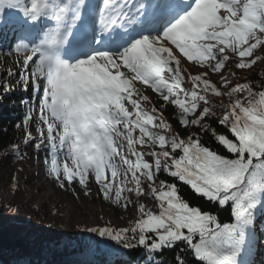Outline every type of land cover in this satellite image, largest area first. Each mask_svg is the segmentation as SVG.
I'll list each match as a JSON object with an SVG mask.
<instances>
[{
  "label": "snow or ice",
  "instance_id": "snow-or-ice-1",
  "mask_svg": "<svg viewBox=\"0 0 264 264\" xmlns=\"http://www.w3.org/2000/svg\"><path fill=\"white\" fill-rule=\"evenodd\" d=\"M6 31L19 33L25 87L42 93L46 131L35 147L47 141L50 174L61 186L92 179L124 207L131 194L155 202L138 204L131 228L88 231L142 247L147 264L165 250L178 252L173 264H254L246 258L264 244V83L222 73L264 62V0H0ZM185 59L205 70L191 74ZM149 90L160 108L147 107ZM213 96L229 100L220 116ZM167 106L197 131L175 132ZM178 182L229 215L190 204Z\"/></svg>",
  "mask_w": 264,
  "mask_h": 264
},
{
  "label": "rangeland",
  "instance_id": "rangeland-1",
  "mask_svg": "<svg viewBox=\"0 0 264 264\" xmlns=\"http://www.w3.org/2000/svg\"><path fill=\"white\" fill-rule=\"evenodd\" d=\"M23 56V52L17 53L14 51L13 53L11 66L18 73V78L13 83L12 88L13 90H21V92L28 95H35V102H37L38 96H42V93L34 91L31 81L25 87V81L20 75L23 71ZM182 63L191 74H198L205 70L187 62L186 59ZM228 68L235 75H230L227 70L222 75H229V79L233 83L241 82L239 77L243 72L236 69L232 64H229ZM252 70L257 74H264V62H258ZM220 75L210 73L209 78L214 82L221 83ZM40 83L43 86L45 81L41 80ZM185 86L190 87V82L186 81ZM146 94L150 96L151 91L149 90ZM211 100L210 106L213 107L217 116H220L223 111L222 106L228 105L229 100L225 97L214 96L211 97ZM152 106H154L153 103L147 105V107ZM37 110L36 113H33L31 119L30 142L35 141L37 135L33 131L34 129L43 127L46 131V125L43 124L40 113V105ZM40 139L39 136L38 140ZM37 143L39 142L32 145L25 142L20 143L18 145V151L20 152L18 162L12 160V154L8 150L0 153V218L9 216L16 222L14 225H28L30 229L39 231L43 240H49L53 244L59 245L65 238L73 239L74 235L83 228L110 227L119 230L125 227H133L140 216L138 204L144 203V201L155 210V203L151 198H140L137 201L134 194H131L133 202L128 207L121 204L118 210H113L98 198V186L92 179H89L88 186L84 189H81L75 180L71 183L65 181L61 186L60 182L48 179L41 172L40 164L42 159L45 158V151L50 154V149L47 147V141H44L39 149L35 147ZM69 163L71 162L69 161ZM128 235L131 237V233ZM131 242L135 244V241ZM115 245L121 247L118 242H115ZM262 246L263 244H260V248ZM83 252L90 251L87 249ZM108 254L114 256L109 264H119L122 259L124 260V258L119 259L113 252H108ZM262 254V251H258L255 257L256 262H252L254 264L263 263L264 261L261 260ZM41 263L50 264L46 259L42 260Z\"/></svg>",
  "mask_w": 264,
  "mask_h": 264
},
{
  "label": "trees",
  "instance_id": "trees-1",
  "mask_svg": "<svg viewBox=\"0 0 264 264\" xmlns=\"http://www.w3.org/2000/svg\"><path fill=\"white\" fill-rule=\"evenodd\" d=\"M8 32L9 31L0 32V153L4 150H8L12 154V160L18 162L20 154V152L16 150L18 145L22 142L32 145L35 142H40L41 139L38 140L40 129H36V139L38 141L35 140L30 142V137L28 136L29 127L25 128L23 125L26 115L29 111H31L33 115L36 107L26 98L24 93L20 92L18 89L13 90L12 88L13 83L17 81L18 73L15 72L11 66L12 50L7 46L10 36ZM241 71L243 72L239 77L241 82L252 81L257 85L264 83L262 74H257L252 69ZM228 77L230 76L228 75ZM216 83L218 86L220 85L219 82ZM150 96L152 97L154 106L160 108L161 101L158 100L154 93H151ZM225 98L228 99L227 97ZM162 111L164 117L173 125V130L182 137L186 138L190 132L197 131L196 128L185 130L178 123L177 114L172 106H167L162 109ZM206 122L210 123L213 127H218L215 118ZM30 124L31 120L29 126ZM218 130L226 131L221 128H218ZM204 139L209 143H214L210 134L205 136ZM49 158L50 157H47L43 163L45 174L50 180L57 181L49 172ZM161 178L164 177L162 176ZM75 181L78 183V180ZM170 182L173 181L170 180ZM78 185L81 189L85 188L79 183ZM178 186L181 189V195H183L190 204L200 206L202 210L212 211L213 214L218 215L221 219H225L229 215L227 210L217 211V205L211 204L196 195L191 190L190 186L183 185L179 182ZM98 190V198L101 202L107 204L113 210H118L119 205L111 200H106L99 186ZM126 195L128 194L126 193ZM14 224H16V222L9 216L0 218V264H42L41 261L44 259L50 264H80V260L74 258L70 254L74 249L80 251L88 249L90 252L86 254L95 255L96 257H94L93 260L98 264L110 263L114 256L109 255L108 252H113L115 255L118 254L120 257L124 258L119 264H147L148 262L147 254L142 247H137L135 249H126L122 246L119 247L115 245L114 241L101 238L96 233H92L86 228L80 229L79 232L74 235L75 237L73 239L70 240L65 238L58 245L53 244L52 241L43 240L39 231L30 229L28 225ZM257 231L259 232V228ZM261 239H264V237H261ZM258 251L263 252L261 260L264 261V244L260 248V243L257 244L253 254L246 259L256 262L255 257ZM175 255H178V252L174 253L173 251L165 250L163 255L154 257L153 264H173ZM261 264H264V262Z\"/></svg>",
  "mask_w": 264,
  "mask_h": 264
},
{
  "label": "bare ground",
  "instance_id": "bare-ground-1",
  "mask_svg": "<svg viewBox=\"0 0 264 264\" xmlns=\"http://www.w3.org/2000/svg\"><path fill=\"white\" fill-rule=\"evenodd\" d=\"M86 2H91V3H93V0H86ZM16 180H17V178H16ZM144 203H146V204H148L146 201H144ZM155 203V202H154ZM151 207V206H150Z\"/></svg>",
  "mask_w": 264,
  "mask_h": 264
}]
</instances>
